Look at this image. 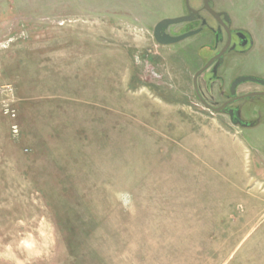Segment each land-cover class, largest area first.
<instances>
[{
  "label": "rangeland",
  "instance_id": "1",
  "mask_svg": "<svg viewBox=\"0 0 264 264\" xmlns=\"http://www.w3.org/2000/svg\"><path fill=\"white\" fill-rule=\"evenodd\" d=\"M213 2L255 42L223 89L264 69V0ZM180 13L0 0V264H264V130L196 100L201 52L149 31Z\"/></svg>",
  "mask_w": 264,
  "mask_h": 264
},
{
  "label": "flooded vegetation",
  "instance_id": "2",
  "mask_svg": "<svg viewBox=\"0 0 264 264\" xmlns=\"http://www.w3.org/2000/svg\"><path fill=\"white\" fill-rule=\"evenodd\" d=\"M180 5L183 13L159 19L152 28V37L155 26L160 21L179 17L186 18L187 21L176 25H170L164 30V32L171 37L195 32L194 35L187 37L181 42L200 36L198 42H190L191 48L195 46L194 50L201 52L200 66L194 74L212 60L210 65L196 79V86L201 99L212 108H219L225 105L222 113L225 114L230 121L234 118L233 116H236V120L246 124L245 127L240 124L235 125L253 129L261 127L264 130V84H258L255 82L239 84L235 88L234 95L230 96V85L236 78L240 76H252L253 78L264 82V76H261L264 73V69L261 72L254 70L251 74H237L229 80L226 91H224V86L222 89L224 77L219 73L226 63V57H230V55L234 57H247L251 55L250 53L255 47L253 37L235 26L230 13L227 11L217 10L213 0H207L209 10H207L204 0H180ZM222 51H224L222 61L215 69V65L217 63V59L215 58ZM187 55L190 56V53ZM199 78L204 80L203 85H201L200 80L202 89L209 94L211 93V96L219 98L221 100L220 104L211 103L210 101L207 102L201 96L198 88ZM212 83H218L217 87L212 88ZM245 85L249 86L244 87ZM242 87L247 90L242 91ZM192 90L195 95L193 84ZM242 96L247 97L244 99H237ZM196 100L199 102L197 97ZM242 103L246 105V116L252 118H248L247 120L243 119L242 108L240 106ZM199 104L202 106L200 102ZM236 120L234 119V121Z\"/></svg>",
  "mask_w": 264,
  "mask_h": 264
},
{
  "label": "water",
  "instance_id": "3",
  "mask_svg": "<svg viewBox=\"0 0 264 264\" xmlns=\"http://www.w3.org/2000/svg\"><path fill=\"white\" fill-rule=\"evenodd\" d=\"M205 1V4H206V7H207V10H209L208 6H207V0H204ZM187 21L186 18L184 17H179V18H172V19H164L162 21H160L156 26H155V29L153 31V39L155 40V42L159 45H162V46H167V45H174V44H177L181 41H183L184 39H186L187 37L189 36H192L195 34V32L193 33H188V34H183V35H179V36H176V37H171L167 34H165L164 30L170 26V25H176V24H180V23H183ZM223 53L224 51H222L221 53H219L217 55V57L215 59H217V63L215 65V69L216 67L220 64V62L222 61V57H223ZM214 60V59H213ZM212 62L209 61L203 68H201L200 70H198L194 75H193V78H192V84H193V89H194V92H195V95L197 97V99L199 100V102L202 104V106L209 110L210 112H213V113H222L223 112V109H224V106H221L219 108H212L210 106H208L202 99L201 97L199 96V93H198V90H197V86H196V79L197 77L210 65V63ZM246 82H255V83H258V84H264V82L262 80H259V79H256V78H253V77H250V76H240L238 78H236L230 85V96H233L234 93H235V88L239 85V84H242V83H246ZM247 96H242L240 98H237V99H244L246 98ZM234 118L232 119V123L233 124H240L242 125L243 127H245V123H241L239 122L238 120H236V116H233ZM234 119L236 121H234Z\"/></svg>",
  "mask_w": 264,
  "mask_h": 264
},
{
  "label": "bare ground",
  "instance_id": "4",
  "mask_svg": "<svg viewBox=\"0 0 264 264\" xmlns=\"http://www.w3.org/2000/svg\"><path fill=\"white\" fill-rule=\"evenodd\" d=\"M177 1V5H178V7H179V9L181 10L182 8H181V5H180V0H176ZM154 24L155 23H152L151 25H150V27H149V31L151 32L152 31V28H153V26H154ZM200 39V36H198V37H195V38H191V39H188V40H185L184 42H182L181 44H188V43H190V42H198V40ZM180 44H178V46H179ZM171 47H175V45L174 46H171ZM177 47V46H176ZM231 56V55H230ZM229 57V56H228ZM206 58V57H205ZM201 62V61H200ZM192 68H194L193 67V65H192ZM228 78V82H229V80L231 79V77L229 76V77H227ZM200 80H201V78H199L198 79V88H199V92H200V94H201V96L208 102V101H210L211 103H217V104H220L221 103V100L219 99V98H216V96H211L209 93H207V92H205L203 89H202V87H201V85H200ZM228 82L225 84V88H224V91H226V89H227V86H228ZM217 85H218V83H212L211 84V86H212V88H216L217 87ZM249 85H245L244 87H248ZM243 88V87H242Z\"/></svg>",
  "mask_w": 264,
  "mask_h": 264
}]
</instances>
